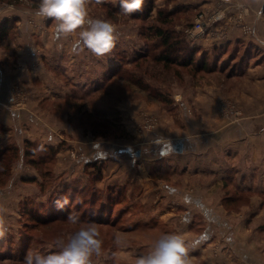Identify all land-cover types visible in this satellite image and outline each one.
<instances>
[{
  "label": "rangeland",
  "instance_id": "rangeland-1",
  "mask_svg": "<svg viewBox=\"0 0 264 264\" xmlns=\"http://www.w3.org/2000/svg\"><path fill=\"white\" fill-rule=\"evenodd\" d=\"M14 1L17 5L34 3L37 7L40 2ZM155 1V13L150 15L152 20L161 10ZM102 2L91 0L90 16L98 19L106 9L107 15L113 16V22L119 20L118 24H113L117 29L116 45L111 53L104 56L102 64L108 63L109 69L122 63L130 65L135 60H140L142 55L148 56L150 53V58L142 59L145 61L142 68L135 69L134 78L135 75L138 77L139 71L147 75H143V83L134 79L137 81L135 86H125L124 81L113 80L104 87L102 80L105 70L98 71L95 68L85 74V64L91 58L90 55L85 57V53L77 55L74 60L71 72L75 74L70 75L64 70L57 72L59 75L53 73L52 76L61 77L70 87L67 95L75 92L74 96L81 100H76L78 104L71 108L61 104H51V108L54 113L66 114L72 111L73 116L70 115L69 122L66 123H73L75 125H70L82 131V144L85 147L81 150V147L73 148V145L70 148H62L60 145L57 149L41 150L36 146L41 147L42 144L34 141L33 145L38 149L34 157L40 160H37L38 164H33L31 160H16L17 158L12 157L14 152H8L2 158L4 162L0 161V170L4 174L10 173L9 179L0 174V183L8 180L0 188V228L4 230L3 237H0V264H24L28 254L48 255L57 252L58 238L66 239L88 223H94L98 227L104 241L102 253L93 258V264H135L138 256L147 253H142L143 248L140 246L144 242L135 240L141 235L130 233L126 228L128 223L121 224L123 218H127L124 214L133 212L130 208L134 205L145 215L148 211L151 212L157 206L160 191L167 194L165 186L160 187L159 184L158 189L156 179H164L169 183L177 166L180 168L188 163L185 155L183 158H177L174 154L164 155V151L168 150V143L200 139L199 148L211 143L216 146L217 151L216 138L239 137L245 122L257 112L254 109L240 108L230 92L238 86V82L244 84L250 80L247 84L253 85L252 78L248 77V70L242 65L246 63L245 56L248 53L257 54L264 49H252L254 52L243 49L238 53L239 46L234 48L227 44L238 38L258 43L263 35L261 31H256L255 25L254 34L247 33L241 26L239 28L242 32L227 38V42L223 44L214 43L211 35L198 40L205 42L204 51L200 53L205 55L207 67L211 70L194 72L191 68L182 69V72L175 70L178 71L175 73L150 66L148 61L157 51H153L152 42L147 43L136 30L140 29V21L135 19L134 13L131 16L121 14L118 0L117 7L111 0L105 9L101 6ZM263 3L264 0L257 8L259 22H264ZM193 12V9L180 12L183 22L181 30L195 21L197 12ZM53 27L54 25L49 27L48 35ZM72 42L73 37L61 41L64 48L70 49ZM188 43L193 46L195 44L191 41ZM50 48L51 46L47 50ZM100 58L97 57L98 60ZM235 58L238 59L234 61ZM145 65H149V68ZM129 67L130 69H125L123 76L134 70L132 65ZM151 70L154 78L149 76ZM238 75L241 78L233 81V77ZM60 91L61 89L52 93L58 96ZM23 92L27 96L26 91ZM84 111L88 114L83 115ZM0 147L5 151L10 145L1 144ZM137 150H140L138 157L135 156ZM203 163V157L200 156L193 167L200 168ZM148 177L154 184L152 188L147 184ZM10 180L11 187L7 188ZM64 195L69 196L70 204L63 211H57L53 201ZM70 212L80 216L81 224L73 225L68 222ZM167 227L176 232L173 227ZM202 229L197 228L198 232ZM117 236L120 237V245L115 243ZM191 260L196 259L192 257Z\"/></svg>",
  "mask_w": 264,
  "mask_h": 264
},
{
  "label": "crops",
  "instance_id": "crops-1",
  "mask_svg": "<svg viewBox=\"0 0 264 264\" xmlns=\"http://www.w3.org/2000/svg\"><path fill=\"white\" fill-rule=\"evenodd\" d=\"M231 1L224 20L211 30L214 43L223 44L227 38L242 32L239 28L242 21L254 22L256 31H261L263 35L258 43L238 38L227 44L234 48L239 46L238 53L243 49H264L259 46L264 45V22L257 21V8L262 0ZM110 2L103 0L102 8L105 9ZM155 2L160 9L176 11L181 8L197 12L210 11L218 1ZM11 3L0 0V145H16L24 151L25 142L30 140L56 148L60 145L70 148L73 145V148L81 147L83 150L82 131L66 123L51 108L56 100L70 93L66 82L52 75L63 70L73 74L71 71L77 55L70 48L62 46V39L56 38L54 27L48 35L53 21H42L44 18L36 16L37 5ZM262 9L264 11V3ZM103 13L98 19L119 23V20L113 22V16L107 15L106 9ZM154 13L152 11V15ZM181 20L180 17L174 29L183 33ZM5 21L15 24L4 30L2 24ZM136 30L139 32V29ZM197 42L194 46H199L203 52L205 42ZM84 53L85 57H91L85 64V74L91 69L104 71L108 68V63L102 64L104 57L98 60L91 52ZM251 54L245 56L246 63L242 67L248 70L253 85L247 84L250 80L244 84L238 82L230 93L240 108L257 110L256 114L245 122L239 137L216 138L217 151L211 143L199 148L200 139L172 141L183 142V151H168L164 155L174 154L177 158L185 155L188 163L180 168L177 166L171 182L156 179L158 187L159 184L160 187L165 186L167 194L160 191L153 212L148 211L142 217L145 222L158 219L164 225L173 227L176 230L174 234H180L186 241L195 244L190 257L196 260H191V264H264V51ZM233 78V81L237 80L241 75ZM59 89L58 96L52 93ZM18 90L27 93L19 101L13 99ZM200 156L204 160L202 167H193ZM147 180L152 188V179L148 177ZM11 184L12 180L6 187H11ZM197 228L203 229L198 232ZM144 245L149 248L153 244L144 241Z\"/></svg>",
  "mask_w": 264,
  "mask_h": 264
},
{
  "label": "clouds",
  "instance_id": "clouds-1",
  "mask_svg": "<svg viewBox=\"0 0 264 264\" xmlns=\"http://www.w3.org/2000/svg\"><path fill=\"white\" fill-rule=\"evenodd\" d=\"M91 0H40L35 15L53 21L58 40L73 37L71 52L80 55L89 51L97 57L111 53L117 41V29L111 22L93 19L89 14ZM101 3L102 0H96ZM116 3L117 0H112ZM120 13L131 16L143 10L145 0H118ZM78 34V38H76ZM57 211H63L70 204L68 195L60 196L53 201ZM68 222L81 224L80 216L70 212ZM4 230L0 228V237ZM115 243L121 244L117 236ZM104 241L94 223L79 227L68 238L56 240L59 249L48 255L25 257L24 264H93V258L102 253ZM195 244L185 240L180 234H162L147 254L136 258L135 264H191L190 251Z\"/></svg>",
  "mask_w": 264,
  "mask_h": 264
},
{
  "label": "trees",
  "instance_id": "trees-1",
  "mask_svg": "<svg viewBox=\"0 0 264 264\" xmlns=\"http://www.w3.org/2000/svg\"><path fill=\"white\" fill-rule=\"evenodd\" d=\"M9 2H13V4H16L14 0H7ZM17 5V4H16ZM154 0H145V3L143 5V10L139 12H135L133 15L137 21H140V35L143 37L144 40L147 41V43L152 42L153 46V51H157L154 54V57L148 61L150 66L152 65L155 68H162L163 70H169L170 72H175L178 73L179 70L182 72V69L190 70L191 68L194 70V72H205L206 70H211L208 69L207 67V59L205 55H202L200 53V49L194 46H191L187 42L186 37L183 35V33L177 32L174 27L175 25L180 21V12L184 9H178L176 11H169L167 8L161 9L157 12L155 15V18L150 19V15L152 14L153 8H154ZM15 22H8L5 21L4 24V30L7 28L13 27ZM1 35V34H0ZM201 54V55H200ZM150 53L149 55H142L140 60H135V62H132L129 66H133L134 70H131L130 73L127 76H123V73L125 72V69L130 67L126 64H120V66L113 67V68H108L105 70V75L103 74V85L108 86L111 84L113 80L117 81H124V85L127 86L129 85H136L137 81L140 80L141 83L144 82L143 80V75H147V73H143L142 71H139L138 77L135 75L134 78V73H136V70L139 68H142V64L145 61V58H150ZM149 60V59H148ZM144 67V65H143ZM145 67L149 68V65H145ZM136 69V70H135ZM214 69V67H213ZM143 73V74H142ZM150 77H155L154 72L149 73ZM136 79V80H134ZM136 81V82H135ZM110 90V89H108ZM75 92H72L70 95L65 96L64 98L60 99L58 102H55L56 106H59V104L70 106H75L78 104L76 100H81L78 97L74 96ZM58 104V105H57ZM69 111V110H68ZM56 112V111H55ZM72 112V111H71ZM69 111L66 114H62L61 112H56L58 114V117L61 119L69 122L70 115L73 116V114ZM84 113L83 115L88 114L87 111L82 112ZM99 117V116H98ZM81 118V117H80ZM72 125H75L73 123H70ZM92 124V122H91ZM80 126V124H78ZM77 125V127H79ZM81 127V126H80ZM33 141H26L25 142V147L24 151L16 145L11 146L4 151L2 147H0V161L4 162L2 158L6 157V154L8 152H14V155L12 157H15L16 160H26L30 161L33 164H38L40 162L39 159L35 158L34 155L37 154L38 150L37 148H41V150L45 149H57L56 147L52 145H41L39 146H34ZM39 145V144H38ZM7 147V146H5ZM39 162H38V161ZM9 172L5 173L3 170H0V174L2 176H5L4 178L9 179ZM7 174V175H6ZM8 180H5L3 183L6 184ZM3 183H0V188L4 185ZM133 212H126L124 214L127 218L126 220L122 221V225L124 223H128L126 228L129 230L130 233H134L137 235H141L140 237L136 238L135 240H142L143 242L146 241L149 244H154V242L162 235V234H174V231L170 230L166 225L161 223L158 219L151 220L145 222L142 219V214H144L142 211H140L139 207L134 205L132 209ZM121 218V220H122ZM103 225V223H100ZM120 224V223H119ZM121 225V226H122ZM135 240H132L134 242ZM137 242V241H136ZM143 249L142 253H147V246L140 245ZM140 247V248H141ZM138 248V249H140Z\"/></svg>",
  "mask_w": 264,
  "mask_h": 264
},
{
  "label": "built area",
  "instance_id": "built-area-1",
  "mask_svg": "<svg viewBox=\"0 0 264 264\" xmlns=\"http://www.w3.org/2000/svg\"><path fill=\"white\" fill-rule=\"evenodd\" d=\"M217 4L210 11H197L196 19L193 23L183 28V33L188 41L196 43L198 40L204 39L206 36L211 35V30L215 29L216 26L224 20L227 5L231 3V0H217ZM11 5H14L11 3ZM243 17V16H242ZM241 26L243 29L250 34H254L255 28L252 24L245 23L242 21ZM17 95L13 97L19 101L24 97V94L19 90L16 91Z\"/></svg>",
  "mask_w": 264,
  "mask_h": 264
},
{
  "label": "water",
  "instance_id": "water-1",
  "mask_svg": "<svg viewBox=\"0 0 264 264\" xmlns=\"http://www.w3.org/2000/svg\"><path fill=\"white\" fill-rule=\"evenodd\" d=\"M167 149L164 151L165 153H168V151H175V152H181L184 149V143L183 142H177V143H168L167 145ZM138 155H140V150H137V152H135V156L138 157Z\"/></svg>",
  "mask_w": 264,
  "mask_h": 264
}]
</instances>
